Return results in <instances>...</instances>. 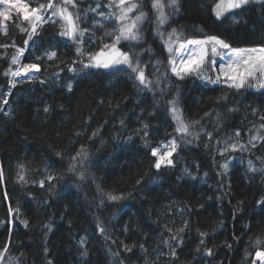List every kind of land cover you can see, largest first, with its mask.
<instances>
[{
  "label": "trees",
  "instance_id": "1",
  "mask_svg": "<svg viewBox=\"0 0 264 264\" xmlns=\"http://www.w3.org/2000/svg\"><path fill=\"white\" fill-rule=\"evenodd\" d=\"M216 1L179 0L178 11H165L162 39L152 0H136L130 17L146 13L143 39L119 47L139 59L151 88L134 87L127 66L84 65L113 42L105 32L117 28L115 18L99 15L112 13L109 0H76L72 11L87 29L79 43L61 36L58 23L40 26L28 45V22L0 26V264H252L264 251V92L181 79L164 47L173 29L179 42L217 36L233 48L264 47V3L216 20ZM20 48L21 65L36 63L40 73L12 87ZM174 99L190 135L175 132ZM174 138L173 164L152 167L151 149Z\"/></svg>",
  "mask_w": 264,
  "mask_h": 264
},
{
  "label": "snow or ice",
  "instance_id": "2",
  "mask_svg": "<svg viewBox=\"0 0 264 264\" xmlns=\"http://www.w3.org/2000/svg\"><path fill=\"white\" fill-rule=\"evenodd\" d=\"M253 0H217V2L212 7V12L215 14L217 19H220L225 15L227 12H231L234 9H243L244 6L252 3ZM257 2L264 3V0H257ZM0 5H4V9L0 11V26H4L5 22L8 20H15L20 18V14H23L22 18L24 21L28 22L31 27V31L27 32L28 39L24 41L25 45L29 44V41L37 35V29L42 26L45 22H53V23H60L61 30L60 35L63 37H67L68 39L72 40L75 43H79V38L82 37L87 31V29H82L80 26V16L78 13L71 11L70 9H75L77 7L76 0H48L47 4H39L37 7H29V4L22 3L21 0H0ZM115 7L119 10L118 13H111L106 16L104 12H100L99 15L106 19L111 20L113 17L117 22V28L113 30L112 33L105 32L106 36L114 35V40L109 44H105L104 48L95 54L89 55L90 64L85 65V67H97V68H110L116 65H126L128 69H130L129 77L134 79V81H138V84L134 83V87L143 86L144 88H151L152 81L149 80L146 75L144 68L140 66V61L133 55H130L126 51H121L117 45L123 41H140L143 39V34L140 28L142 22L146 19V13L143 11H139L137 15L134 17H130L129 13L137 10L141 7L138 3L133 2V0H109L108 7ZM170 7L175 9L176 11L179 10V0H167V5L164 3V0H152V8L158 13L156 16L157 22V29L156 32L158 35L161 36L163 39V33L159 31L160 26H163L167 20L168 15H166L164 9L165 7ZM12 10H15L16 16L13 17ZM50 14L45 17V13L49 12ZM91 11H95V9H91ZM55 18V19H54ZM17 27L20 28L21 32L27 31L24 27L17 24ZM5 34H7L5 32ZM169 39L164 41L165 47L170 54L169 58V65H171V71L174 75L179 78H183L185 75H189L192 73L200 74L202 72V65L204 64L205 57L207 55V50L205 45L211 44V52L215 55H221L218 52L219 49H226L228 52L232 54V57L225 67H221L220 73L217 76L216 80H211L208 77H204L208 79L211 83H219V77L221 75L225 76L228 81L231 83L228 84V87L235 88L240 90L246 86H253L252 81H257V85L259 89H264V82L261 81V77H264V47L259 48H233L231 45L226 42L224 39L219 38L217 36H207L203 40H186L180 44V48H185L187 45L195 46L189 52V57L187 60H181L182 67H177L175 59L171 57V53L174 51L172 44L176 41L181 40V37L176 33V30L173 29L172 32L168 33ZM173 37L176 39L173 40ZM3 47V45H0ZM195 49H199V52L195 55ZM107 50V53L105 52ZM76 52L78 55H83V52L80 47H77ZM24 49L20 48L17 49L16 55L12 58V64L17 65L15 71H11V77L13 78L10 80V85L15 87V84L19 81L16 80V77H20L23 75H29L31 71H40V66L36 63H29V64H20V57L23 55ZM255 53H259V55H253ZM47 58L52 60L55 58L56 53H46ZM40 57H37L39 60ZM159 63V62H158ZM242 68L243 71H238V69ZM70 71H74V69H69ZM235 73V74H233ZM7 75V73H6ZM29 78H31L29 76ZM69 90H71V84L68 85ZM7 103V101H4ZM171 107L169 108L170 113L173 116V119L176 121V129L175 132L181 135H190V125L186 123L180 115V110L177 107V100H171L168 102ZM45 111H48L45 108ZM256 109H253L255 113ZM207 115V114H206ZM264 120V117H261ZM123 124V121H121ZM198 123V122H192ZM144 128H147V125H144ZM261 128L264 129V124L261 125ZM93 135H96L94 132ZM240 133L237 132L236 136H239ZM144 136H147V132L144 133ZM258 136H253L252 140H256ZM149 142L145 140V146L147 147ZM178 145L176 139L169 141L167 145H161L159 147H155L151 149L152 157H155V162L152 165L155 169H161L162 165L171 166L173 164V153L176 152ZM233 150H236L237 145L231 144L229 145ZM227 150V149H225ZM57 155H60L59 153ZM78 156L82 155V153H77ZM76 157H72V163L69 164V171H76L77 163ZM250 164V171H255L254 168H251V161ZM223 167L227 168V165H223ZM187 172V169H185ZM79 178L84 179L85 175L83 172L79 173ZM0 179H2V173H0ZM20 179H24L23 176ZM49 181L56 179L54 176L48 177ZM140 181H137L139 183ZM43 181L41 182V187H43ZM107 198L111 201H117L123 199V194L121 195H113V194H106ZM264 204V202H260ZM12 210L10 209V212ZM27 226V221L24 222ZM99 227V225H98ZM101 232L104 230L101 228ZM204 235V234H201ZM175 239V237H173ZM84 239L81 238V246H83ZM167 243V242H165ZM203 244V241H201ZM261 241L257 240L256 244H260ZM141 247H143L141 245ZM130 250V249H129ZM2 255V253H0ZM172 255L175 256L176 252L175 249H172ZM206 255L212 256L213 252L212 249H206ZM256 260L260 261V264H264V251L257 250L255 253V259L253 260L252 264H256ZM51 264V262H49Z\"/></svg>",
  "mask_w": 264,
  "mask_h": 264
},
{
  "label": "rangeland",
  "instance_id": "3",
  "mask_svg": "<svg viewBox=\"0 0 264 264\" xmlns=\"http://www.w3.org/2000/svg\"><path fill=\"white\" fill-rule=\"evenodd\" d=\"M133 2H136V0H133ZM217 2V1H216ZM215 2V3H216ZM164 3L167 5V0H164ZM214 3V4H215ZM260 2H257V0H253L252 3L250 4H259ZM213 4V6H214ZM248 4V5H250ZM246 5V6H248ZM212 6V7H213ZM4 5H0V11H2L4 9ZM113 7V11L112 13H118V9L115 7V5L112 6ZM245 7V6H244ZM173 8H170V7H165L164 11L166 10H172ZM72 11V9H70ZM235 10H238V9H234L232 10L231 12L235 11ZM74 12V11H73ZM134 12V11H133ZM129 13V16L132 15V13ZM231 12H227L225 13V15L223 17H221L220 19H217L215 14L212 12V8H211V14L213 15V17L216 19V20H221L222 18H224L225 16H227L229 13ZM47 14V12L45 13ZM50 14V11L48 12V15ZM12 15L13 17H15L17 14L15 12V10H12ZM47 15V16H48ZM23 14H20V20H23L22 18ZM46 16V18H47ZM55 19V18H54ZM7 22V21H6ZM6 22H5V25L6 26ZM51 22V21H49ZM45 23H48V22H45ZM43 23L42 26L45 24ZM60 28H61V25L60 23H58ZM28 26H30L28 24ZM67 38V37H66ZM114 40V38L112 39V41ZM195 40H203V39H195ZM123 41V40H122ZM122 41L117 45V47L120 49L119 45L122 43ZM167 41V40H165ZM182 42H179V41H176L175 43L172 44V47L174 49V51L171 53V57L175 59V62H176V65L177 67H182V64H181V60H187L188 57H189V52L195 48V46H192V45H187L185 48H180V44ZM111 45V44H110ZM164 47H165V44H164ZM205 48L207 50V55L205 57V61H204V64L202 65V72H200V74H196V73H192L190 75H194L196 77H198L199 79H201V81L203 83H205L207 86H219V85H222V86H227L228 87V84L231 83V81H228L227 78L223 75H221L219 77L220 79V82L219 83H211L209 82L208 79H205L204 77H208L210 78L211 80H216L217 76L219 75L220 73V69L221 67H225V70H227L226 66L228 65L231 57H232V54L230 52H228V50L226 49H219L218 48V52L221 53V55H213L212 52H211V44H207L205 45ZM121 50V49H120ZM165 50L166 52L169 54V52L167 51L166 47H165ZM122 51V50H121ZM100 52V51H99ZM105 52L107 53V50H105ZM199 52V49H195V52L193 53V55L197 54ZM253 55H259V53H255ZM169 58H170V54H169ZM21 64V63H20ZM87 64H90V61H89V56L85 57V64L84 65H87ZM119 66H126V65H116L114 67H119ZM238 71H243L242 68L238 69ZM235 74V73H233ZM261 81L264 82V77H261ZM252 85L253 86H248L246 84V86L248 88H250V90L254 91V92H264V89H259L258 88V85H257V81H252ZM262 134V133H261ZM260 133L258 134V137L261 135ZM252 135H255V134H252ZM252 141H255V140H252ZM163 166V165H162ZM257 264H260V261L259 260H256Z\"/></svg>",
  "mask_w": 264,
  "mask_h": 264
},
{
  "label": "built area",
  "instance_id": "4",
  "mask_svg": "<svg viewBox=\"0 0 264 264\" xmlns=\"http://www.w3.org/2000/svg\"><path fill=\"white\" fill-rule=\"evenodd\" d=\"M39 73H40V71L39 72H36V71L33 70V71L30 72L29 75H23V76H20V77H16L15 79L18 80L19 82H23V81H27V80L32 79V78H36L39 75ZM29 76L31 78H29Z\"/></svg>",
  "mask_w": 264,
  "mask_h": 264
},
{
  "label": "bare ground",
  "instance_id": "5",
  "mask_svg": "<svg viewBox=\"0 0 264 264\" xmlns=\"http://www.w3.org/2000/svg\"><path fill=\"white\" fill-rule=\"evenodd\" d=\"M29 80H30V79H29ZM16 84H17V83H16ZM4 104H5V102H4ZM4 104H3V105H4ZM3 105H2V106H3ZM1 110H2V109H0V111H1Z\"/></svg>",
  "mask_w": 264,
  "mask_h": 264
}]
</instances>
